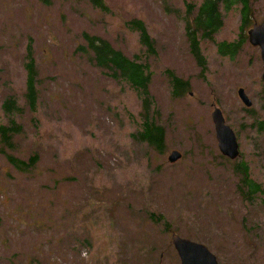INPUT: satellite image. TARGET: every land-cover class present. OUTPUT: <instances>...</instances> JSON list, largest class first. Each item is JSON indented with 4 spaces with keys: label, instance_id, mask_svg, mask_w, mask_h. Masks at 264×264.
Here are the masks:
<instances>
[{
    "label": "rangeland",
    "instance_id": "obj_1",
    "mask_svg": "<svg viewBox=\"0 0 264 264\" xmlns=\"http://www.w3.org/2000/svg\"><path fill=\"white\" fill-rule=\"evenodd\" d=\"M103 2L105 10L90 0H0V122L6 97L23 107L15 116L21 133L5 149L23 159L38 154L21 172L0 153V264H179L173 233L204 243L219 264H264V150L250 126L252 116L264 118L260 52L246 41L234 58L222 57L214 43L237 39L240 12L201 41L202 72L186 39L184 0H168V9L161 0ZM252 6L250 21L259 23L264 0ZM135 18L155 55L127 25ZM83 32L147 61L163 151L132 138L144 117L140 97L94 64L80 48ZM28 49L37 69L35 111L24 98ZM169 72L189 80L182 97L172 98ZM214 105L237 133L236 162L217 148ZM174 149L182 156L169 163ZM240 161L262 184L251 200L233 172Z\"/></svg>",
    "mask_w": 264,
    "mask_h": 264
},
{
    "label": "trees",
    "instance_id": "obj_2",
    "mask_svg": "<svg viewBox=\"0 0 264 264\" xmlns=\"http://www.w3.org/2000/svg\"><path fill=\"white\" fill-rule=\"evenodd\" d=\"M48 3V0H41ZM162 5L168 9V0H161ZM90 2L102 9H106L103 0H90ZM237 8V9H236ZM240 12L239 36L234 41L225 39L215 40L217 53L222 57L234 58L243 44L246 42L245 29L253 22L252 0H184V12L182 18L185 21L186 39L189 44L190 52L201 71L205 70V57L201 51V41H211L214 34L219 33L224 24V17L234 10ZM235 10V11H236ZM130 29L139 34V42L149 55H155L154 40L147 32L146 25L142 19L135 18L127 22ZM83 39L86 45L80 48L91 53L94 64L107 71L109 76L117 83L127 86L140 97V103L144 110V117L136 123L138 130L131 136L140 143H145L153 151H163L166 145L164 126L160 122L159 110L150 92L151 71L146 60L137 56L128 57L121 50L114 48L111 43L103 37L83 32ZM28 61L25 63L27 71L25 81V103L27 107L35 111L37 104V69L30 49L27 51ZM172 98L182 97L190 87L189 80L183 79L173 72H169ZM264 112V104H262ZM3 119L0 122V153H2L8 163L16 170L28 172L34 167L38 160V154L32 153L28 158L23 159L11 150L13 148V137L21 133V123L17 117L21 116L23 107L12 96H8L2 103ZM149 113L151 117H149ZM255 138L263 141L264 150V118L252 116ZM233 172L240 175L241 183L246 190L242 193L243 198L251 200L258 194H263L262 184L251 177L249 165L245 161L234 164ZM156 220L161 221V216Z\"/></svg>",
    "mask_w": 264,
    "mask_h": 264
},
{
    "label": "water",
    "instance_id": "obj_3",
    "mask_svg": "<svg viewBox=\"0 0 264 264\" xmlns=\"http://www.w3.org/2000/svg\"><path fill=\"white\" fill-rule=\"evenodd\" d=\"M247 33L248 42L260 48L263 62L262 83L264 89V20L254 24L253 27L248 29ZM237 95L246 107L251 106L252 101L246 95L244 88L239 87ZM211 119L220 152L231 160L237 158L239 150L236 135L230 125L225 122L220 108L216 106L213 108ZM180 157V152L173 150L169 154L168 160L174 162ZM171 242L179 256L180 264H218L216 256L201 242L183 238L176 234L171 235Z\"/></svg>",
    "mask_w": 264,
    "mask_h": 264
},
{
    "label": "bare ground",
    "instance_id": "obj_4",
    "mask_svg": "<svg viewBox=\"0 0 264 264\" xmlns=\"http://www.w3.org/2000/svg\"><path fill=\"white\" fill-rule=\"evenodd\" d=\"M215 255V254H214ZM216 256V255H215ZM216 259H217V257H216ZM217 262H218V260H217ZM219 264V263H218Z\"/></svg>",
    "mask_w": 264,
    "mask_h": 264
}]
</instances>
